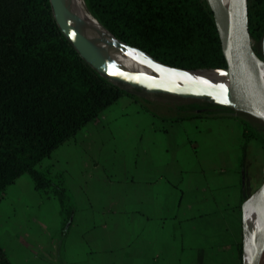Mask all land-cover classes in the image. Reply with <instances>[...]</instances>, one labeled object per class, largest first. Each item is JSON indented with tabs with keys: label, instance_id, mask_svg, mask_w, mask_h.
<instances>
[{
	"label": "rangeland",
	"instance_id": "374dc122",
	"mask_svg": "<svg viewBox=\"0 0 264 264\" xmlns=\"http://www.w3.org/2000/svg\"><path fill=\"white\" fill-rule=\"evenodd\" d=\"M74 10L87 27L102 31L85 12L81 0H76ZM262 37L258 42L251 40L252 47L260 56L264 51ZM122 88L134 95V98H129L131 102L119 101L103 109L84 123L65 147L56 151L58 157L52 156L55 161L68 162L78 175L80 186L74 193L76 202L72 201L71 217L64 224L54 194L42 197L36 191V199L25 189L15 188V192L8 187L1 193L0 246L3 250H0L10 264H21L25 255L21 242H14L9 232L15 227V222L28 231L29 235L23 237L26 242L35 232L54 230L55 238H61L68 249L63 253L66 264H96L99 231L102 222L110 217L114 233L107 235L106 239L111 237L115 241L122 233L132 234L130 243L135 248L138 238L143 234L146 237L149 229L153 228L157 230L156 237L162 239L164 250L168 251L173 244L174 255L180 257L176 258L180 261L174 264H193L197 247L212 253L219 245L220 240L212 231L211 224L218 209L227 204L230 209L237 203V174L229 163H233L236 155L245 156L248 145L252 146L254 141L244 139L243 125L237 117L256 130L264 131V125L249 114L233 110L215 115L234 117H195L178 119L173 123L151 112L150 108L153 109L155 104L163 108L165 114L180 116L183 113L177 106L210 101L148 93L125 85ZM253 146L244 164V181L249 195L263 183L264 178V148L258 143ZM219 155L225 160L221 161ZM213 166H218L216 169L221 167L224 173L214 178ZM63 178L65 183L64 173ZM152 181L153 186L149 184ZM213 182L223 187L224 201L218 196L206 204L205 213L196 212L195 199L211 193ZM201 188L204 192L200 191ZM189 202H193L192 212L187 205ZM225 216V221L228 222V218L232 221L228 228L233 235L238 232V224L233 216L228 217L227 213ZM36 218L45 224L44 229L35 225L33 221ZM239 236L241 241L242 225ZM220 255L227 256L228 253L221 252ZM29 263L31 261L26 264Z\"/></svg>",
	"mask_w": 264,
	"mask_h": 264
},
{
	"label": "trees",
	"instance_id": "16d2710c",
	"mask_svg": "<svg viewBox=\"0 0 264 264\" xmlns=\"http://www.w3.org/2000/svg\"><path fill=\"white\" fill-rule=\"evenodd\" d=\"M246 2L249 36L258 42L264 34V0ZM81 3L116 41L138 48L161 64L184 70L226 67L204 0ZM121 96L134 98L79 56L56 27L48 0H0V195L18 175L26 174L44 197L56 196L64 224L74 208L63 173L39 169L37 164ZM152 107L151 112L169 120L232 111L211 102L179 105L180 116L165 114L155 104ZM237 118L244 139H254L264 148V131ZM236 246L240 264V240ZM0 264H10L1 250Z\"/></svg>",
	"mask_w": 264,
	"mask_h": 264
},
{
	"label": "water",
	"instance_id": "95a60500",
	"mask_svg": "<svg viewBox=\"0 0 264 264\" xmlns=\"http://www.w3.org/2000/svg\"><path fill=\"white\" fill-rule=\"evenodd\" d=\"M204 2L212 15L220 52L225 61L226 67L217 70H221L225 73L227 78L226 86H206L192 83L175 84L170 81L164 83L140 74L112 68L101 59L94 48L87 43L83 37L66 24L59 0H48L53 21L62 36L73 46L79 56L87 64L109 80L118 82L121 86L125 85L148 93H161L178 97L206 99L213 104L229 108L233 111L249 114L258 119L264 125V87L262 86L255 70V65L257 63L264 65V57L263 55L260 57L257 56L252 48L247 28V2L246 0H228L227 9H223L218 0H204ZM103 30L108 33L105 29ZM111 38L114 39L112 36ZM121 44L126 49L135 50L146 55V57H148V66L160 77H168L175 74L183 75V73L189 71L198 72L200 70L215 69L203 68L184 70L173 68L159 63L136 47L125 43ZM262 184L263 183H261L241 205L242 229L245 205ZM263 255L264 201L259 222L253 232V239L249 245L246 244L243 233L241 240L240 264H260Z\"/></svg>",
	"mask_w": 264,
	"mask_h": 264
},
{
	"label": "crops",
	"instance_id": "0c3cea01",
	"mask_svg": "<svg viewBox=\"0 0 264 264\" xmlns=\"http://www.w3.org/2000/svg\"><path fill=\"white\" fill-rule=\"evenodd\" d=\"M119 101L131 102L132 99H129V97L126 96H121L113 103ZM111 104H109L108 106H110ZM108 106H106L105 108H107ZM222 116L234 117L231 115H222ZM191 119H195V117L187 118L185 120H191ZM169 121H172L173 123L177 122L176 120H169ZM71 137L64 140L61 144L55 147L54 150L52 149L53 151L51 150L49 155L42 158L38 162L37 168L39 169L48 168L52 173L56 171H61L62 173H64L65 183H66L64 184L71 195L72 201H74L75 204L76 200L74 197V193H76V189L77 190L80 189V186L78 185V178H77L78 175H76L73 172L71 166H68V162H64L62 160L55 161L52 157V156L58 157L56 151L65 147V145L68 142H70ZM249 141H251V139ZM251 143L255 145L257 144V141L254 140ZM253 145L252 146H250V144L248 145L245 152L246 153L245 156L243 154L240 157L239 155H236L233 159V163H229L231 169L234 170L233 172L237 174V180H235V184L237 186V190L235 191V193L237 194L236 195L237 203H234L230 209L227 204L221 207L220 209H218L219 211L216 210L218 211L217 216L215 217V221L213 222V224H211V226L213 227L212 231L216 232V235L220 240L219 245L216 246L215 250L213 249L212 253H210V251L206 248L197 247L195 250L193 264H239L236 245L237 242L240 240L239 235L242 225L241 205L248 198V196H250L246 192L247 184L244 181V164L247 154L251 152V150L254 147ZM219 158L221 161L225 160V157H223L222 155H219ZM217 167L218 166H213L214 178H216V175L224 173L221 167L219 169H216ZM118 171L120 172V168H118ZM28 179L29 178L26 174H20L14 179L12 183L7 185L6 188L8 187V189H12L15 192H16L15 188L16 189L22 188L28 191L30 194L33 193L32 197L36 199H38L37 194L43 197L42 193L38 192L34 187H32L31 184L32 182H30V180ZM158 180L159 179H157L155 182L152 181V183L149 184L153 186V182L156 183ZM211 185L213 186L211 193H208L206 197L201 196V199H197V200L195 199L197 206L194 209L196 210V212L205 213L207 211L205 207L206 204L209 201H212L214 198H218V196H221V200H223L222 196L225 195V193H223L222 191L223 187H220L219 185L217 186L215 182H213ZM195 191H198V189H195ZM200 191L204 192V189L201 188ZM15 200L16 202H18L17 197ZM187 205L189 211L192 212L194 210L191 207V205H193V202H189ZM225 213L228 214V217L230 215L233 216L235 218V223L238 224V232L236 231L235 234L233 235L230 233L229 230L230 227L228 228L229 226L228 223L229 222L231 223L232 221L230 218H228V222L225 221V217H226ZM200 215L201 214H199V216ZM110 219L112 218L110 217L108 218L107 221L104 220L102 222L103 226L100 228L99 231V237L96 244V249L98 250V254L96 256V261H95L96 264H174L180 261V260L179 261L176 260V258L180 259V257L174 255L173 244L170 245L168 251L164 250L162 239L156 237L157 230H154L153 228L149 229V231L146 234V237H144L145 234H143L142 238H138L135 248H132V242L130 243L132 234L125 235L122 233L121 236L116 237L115 241L111 237L106 239L107 235L112 236L114 233V228L112 226L113 222L111 221L109 223ZM33 222H35L36 226L42 229L45 228V224L43 222H40L37 218ZM108 223L110 227L107 228ZM9 232L13 236L14 242L18 244L21 242L20 245L22 246L25 254L20 261L21 264H26L30 261L31 263L29 264H66V258H64L63 253L64 251L67 253L68 249L65 245V242H63L61 238L60 239L55 238L54 230H51L49 232H45V231L35 232L31 235L29 241L27 242L23 240V237L29 235L28 231L19 223L15 222V227L11 228ZM226 238L228 242L226 241L225 243L224 241L226 240ZM105 239L107 240L106 242ZM0 248L3 250L1 246ZM206 250L208 251L207 254H205ZM218 252L220 253L222 252L225 254L228 253V255L227 256L220 255V253Z\"/></svg>",
	"mask_w": 264,
	"mask_h": 264
},
{
	"label": "bare ground",
	"instance_id": "6f19581e",
	"mask_svg": "<svg viewBox=\"0 0 264 264\" xmlns=\"http://www.w3.org/2000/svg\"><path fill=\"white\" fill-rule=\"evenodd\" d=\"M223 9H227L228 0H218ZM63 10V18L74 31L83 37L89 43L101 59L111 66L127 72L140 74L153 80L167 83L168 81L175 84H197L206 86H226L227 78L221 70H200L198 72H187L183 75H171L160 77L148 66V57L135 50L126 49L121 43H118L105 31L99 29H90L74 10L76 0H59ZM101 28V27H100ZM100 31L101 33H99ZM264 40V39H263ZM264 57V51H263ZM256 74L264 87V65L257 63L255 65ZM264 175V167H263ZM264 201V178L263 184L250 197L244 208L243 233L246 244H250L253 239V232L259 222L260 214Z\"/></svg>",
	"mask_w": 264,
	"mask_h": 264
}]
</instances>
